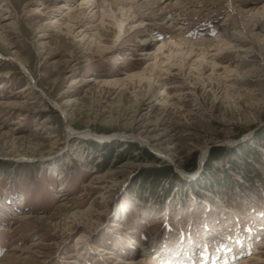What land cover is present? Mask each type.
<instances>
[{
  "label": "rangeland",
  "instance_id": "374dc122",
  "mask_svg": "<svg viewBox=\"0 0 264 264\" xmlns=\"http://www.w3.org/2000/svg\"><path fill=\"white\" fill-rule=\"evenodd\" d=\"M261 133L264 0H0V264H264ZM153 156L184 181L141 197Z\"/></svg>",
  "mask_w": 264,
  "mask_h": 264
},
{
  "label": "trees",
  "instance_id": "16d2710c",
  "mask_svg": "<svg viewBox=\"0 0 264 264\" xmlns=\"http://www.w3.org/2000/svg\"><path fill=\"white\" fill-rule=\"evenodd\" d=\"M260 135H263L262 137H264V133H261ZM130 146H132V148L138 147L137 143H133V142H130ZM224 148H227V147L218 146V147L212 148L211 153L208 154V162H207L206 168H208L209 162L213 160L214 158L218 157L219 155L224 154L223 156L227 157V156H230L232 152H235L233 147L232 148L228 147L227 149H224ZM253 151H252L251 146H249L247 148H243L241 153L244 155L246 160L248 159L259 160L258 156L253 154ZM147 152L148 151H146L145 153ZM149 156H150V153L148 154V157ZM151 159H156L159 162V164H157V166L144 167L142 169L137 179V182L141 184L139 185L140 190H141V193L139 196L142 197V193L144 192V189H148L150 196H155L158 193L159 187H161V189H165L166 193H168L172 190V187L175 181H179V182L184 181V179L180 176V174H178V172H176L170 164L162 165L161 164L162 162H160V159L155 156L151 157ZM195 164H196V161L194 159L190 162H186L183 165V167L186 170H191L195 167ZM247 164L249 166V163ZM260 174L261 172L258 171V169H256V167L254 166L251 169H247V173H245V178L252 183L253 182L259 183V181H261L262 178L258 179V181L255 178H259ZM164 180H167V182L169 183V186L164 187V185L161 183V181H164Z\"/></svg>",
  "mask_w": 264,
  "mask_h": 264
},
{
  "label": "bare ground",
  "instance_id": "6f19581e",
  "mask_svg": "<svg viewBox=\"0 0 264 264\" xmlns=\"http://www.w3.org/2000/svg\"><path fill=\"white\" fill-rule=\"evenodd\" d=\"M91 1H93V0H91ZM109 1H112V2H114V3H125L126 1H128V0H109ZM63 7V6H62ZM231 17H233V16H231ZM48 20V19H47ZM52 20V19H51ZM45 24H47V23H45ZM155 38H157V37H155ZM226 40V39H225ZM224 39H219V41H221L220 43H224V41H225ZM139 41V40H138ZM216 41H217V39H216ZM207 42V43H206ZM211 42V43H210ZM212 42H214V41H212V40H210V41H208V40H206V39H204V38H202V39H200V40H198L197 42H195V43H193L192 45H195V44H197L198 46H200V48L201 49H203V47L204 46H208V44H210V45H212ZM177 43H179V42H177ZM180 44V43H179ZM166 47H167V45L165 44V45H163L162 47H161V49L163 50V51H165V49H166ZM169 47V46H168ZM191 49H193L192 48V46H191ZM146 51V52H145ZM144 52H142V53H147V51L149 52V49H146ZM152 52V51H151ZM204 51L202 52V55H204ZM17 54V53H16ZM154 54V53H153ZM156 57H158V55H155ZM203 57V56H202ZM21 64H22V66L29 72V73H31L30 72V69H29V67L27 66V61H26V64L24 63V61L23 62H20ZM31 76H32V78H33V75L31 74ZM79 82V80H74L73 82H72V84L71 85H74V84H76V83H78ZM26 89V88H25ZM53 100V102L54 103H56L57 105H59V107L60 108H63V106H62V104L57 100V99H52ZM69 125H70V127H69V133H72V132H74V130H73V126L70 124V123H68ZM72 127V128H71ZM77 132H79V134H82V135H84V136H95L97 139H99V140H104V139H109V138H111V137H115V136H119V137H121V138H131V139H137V140H139L140 142H142V143H147L148 145H150L151 147H153L156 151H157V153H158V155H160V156H163V157H166V154L167 153H165L164 151H162L160 148H158L157 146H155L154 144H152L151 143V141H150V139L148 138V137H146V136H143V135H141L140 133H132V132H114V133H98V132H95V131H93L92 129H86V130H79V131H77ZM206 147L207 146H205V147H203L202 148V150H201V158L204 156V154H205V152H206ZM207 152H208V150H207ZM207 152H206V155H207ZM205 158H206V156H205ZM204 158V159H205ZM199 161V166H200V159L198 160ZM204 161V160H203ZM200 169V168H199ZM195 172V171H194ZM194 172H192V173H194ZM191 173V174H192ZM195 174V173H194ZM170 232V231H169ZM99 250H102V248H100Z\"/></svg>",
  "mask_w": 264,
  "mask_h": 264
},
{
  "label": "water",
  "instance_id": "95a60500",
  "mask_svg": "<svg viewBox=\"0 0 264 264\" xmlns=\"http://www.w3.org/2000/svg\"><path fill=\"white\" fill-rule=\"evenodd\" d=\"M51 105H52L54 108H58L57 106H55V105L52 104V103H51ZM113 139H116V138H114V137L111 138V140H113ZM156 155H157V156H160V155H158V154H156ZM161 158L164 159L165 157H162V156H161ZM202 163H203V161H202ZM174 168H175V170H177L179 173H180V171H183V170H182L183 168L181 169V168H179L178 166H177V168H176V166H174ZM184 170H185V169H184ZM197 172H198V171H197Z\"/></svg>",
  "mask_w": 264,
  "mask_h": 264
}]
</instances>
